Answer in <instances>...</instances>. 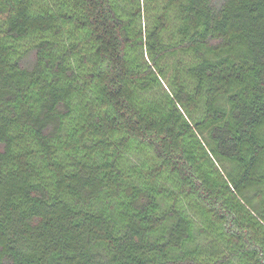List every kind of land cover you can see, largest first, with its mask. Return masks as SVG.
Here are the masks:
<instances>
[{
    "label": "trees",
    "instance_id": "1",
    "mask_svg": "<svg viewBox=\"0 0 264 264\" xmlns=\"http://www.w3.org/2000/svg\"><path fill=\"white\" fill-rule=\"evenodd\" d=\"M0 264H264V0H0Z\"/></svg>",
    "mask_w": 264,
    "mask_h": 264
},
{
    "label": "rangeland",
    "instance_id": "2",
    "mask_svg": "<svg viewBox=\"0 0 264 264\" xmlns=\"http://www.w3.org/2000/svg\"><path fill=\"white\" fill-rule=\"evenodd\" d=\"M139 1V4L141 5L142 4V0H138ZM115 5L117 6V8L119 9V6H122L121 3L119 2H116ZM163 6V3H160L159 5H156V8L157 10H161ZM148 24L146 18H142V20L140 21L139 25H140V28L143 29V27H145L146 25Z\"/></svg>",
    "mask_w": 264,
    "mask_h": 264
}]
</instances>
